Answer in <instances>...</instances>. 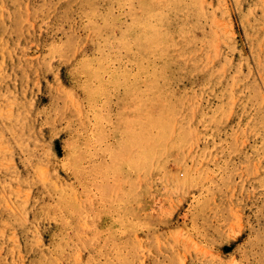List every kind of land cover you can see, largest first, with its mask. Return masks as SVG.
<instances>
[{"label":"rangeland","instance_id":"rangeland-1","mask_svg":"<svg viewBox=\"0 0 264 264\" xmlns=\"http://www.w3.org/2000/svg\"><path fill=\"white\" fill-rule=\"evenodd\" d=\"M0 264H264V0H0Z\"/></svg>","mask_w":264,"mask_h":264},{"label":"bare ground","instance_id":"bare-ground-1","mask_svg":"<svg viewBox=\"0 0 264 264\" xmlns=\"http://www.w3.org/2000/svg\"><path fill=\"white\" fill-rule=\"evenodd\" d=\"M142 16V15H141ZM140 31V30H139ZM149 42V41H148Z\"/></svg>","mask_w":264,"mask_h":264}]
</instances>
